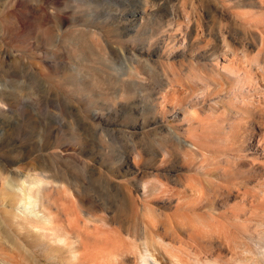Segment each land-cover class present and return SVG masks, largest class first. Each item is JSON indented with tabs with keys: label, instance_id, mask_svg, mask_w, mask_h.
Listing matches in <instances>:
<instances>
[{
	"label": "rangeland",
	"instance_id": "obj_1",
	"mask_svg": "<svg viewBox=\"0 0 264 264\" xmlns=\"http://www.w3.org/2000/svg\"><path fill=\"white\" fill-rule=\"evenodd\" d=\"M5 163L17 169L7 176L15 188L41 177L44 204L94 240L113 238L112 251L123 235L162 256L201 250L224 264L256 262L264 0H0ZM0 229L25 239L2 212Z\"/></svg>",
	"mask_w": 264,
	"mask_h": 264
},
{
	"label": "bare ground",
	"instance_id": "obj_2",
	"mask_svg": "<svg viewBox=\"0 0 264 264\" xmlns=\"http://www.w3.org/2000/svg\"><path fill=\"white\" fill-rule=\"evenodd\" d=\"M14 160H15V158H11L8 160V162L12 163V162H14ZM1 165L2 166L0 167V178L4 181V185L7 187L6 189L4 188L5 191L6 190H8V191L5 192L4 189H3L4 192L2 190H1L2 192L0 191V212H2V214L5 216L7 221L12 222V223L14 222V224L15 223L17 224V228L19 229V234H21V235L24 234L25 239H23V241H20L21 240L20 239L19 240L20 242L17 241V239L16 240L10 239V238L6 237L5 235H3V233L1 232V229H0V264H61V260H59L60 259L59 254L63 253V252H65V254H67V257L74 264H129L128 261H130L131 258L135 259L137 264H224L225 263L224 261L221 260V259H223V257L220 258L221 253H219L218 251H216V252H218L219 254L215 253L216 255L213 252H212V254H214V255H212L210 253L209 254L206 253L209 251V249H208L209 243L207 244L208 241L207 242L205 241L206 242V243H204L205 245L200 246L201 248L203 246V249H206V252H204V253L207 255H205L203 257L201 255V253H199L201 250L199 252H198V250H197V252L196 251L192 252L189 250L191 253H186L187 250L186 251L182 250L186 246L184 248L181 247V250L184 251V253H183L184 255L183 254L181 255L180 252H179L180 254L178 252H177V254H175V252H173V250H174L173 249L171 251H168L169 253L167 252L166 253L167 255L162 256V255H160V253L158 251L154 252L153 250H151L150 248L152 246L149 248L146 245L141 246V245L136 244L134 241V238H132L131 236L127 237L126 241L123 240L122 239L123 235L121 236V238H116V236H113L115 239H117V243L113 246L115 250L112 251L109 249V247L112 246V244H113L114 239L112 237H111L112 239H109L110 236H108L109 238H107L106 236H105V238L104 237L101 238L100 236H99L100 237L99 238L98 236H96V237H94V238H96L94 240V239L88 237L87 235H85L88 232V230H86L87 229L86 226H80L79 223L76 221V219L68 218L66 220V222L62 221L58 217L59 210L57 208H55V209H57V211L53 212L51 209V204H48L49 202L47 204H44V198L48 197L49 195L48 194H47V196L43 195L41 193V191L37 187H35V185L44 181L43 179H41V177H40V179H38L36 181L32 180V182H30V189L26 188L25 185H23L22 187L17 186V188H15L14 184L10 181V178H8L7 176H9L14 171H17V169L15 167L9 166V164H7V163L1 164ZM47 178L48 177H46L45 179H47ZM147 181H149V180H147ZM49 182H52V181H49ZM143 182H145V181H143ZM145 183H147V182H145ZM159 183L160 182H158L157 184H159ZM55 184H60V186L63 187V183L61 181H55ZM148 184H149V182H148ZM155 184H156V182H155ZM147 186L148 185H146V184H142V186H141V190L143 192V195H145V196L150 191V190H148V188H151V187L147 188ZM160 186H161V184H160ZM34 187L36 189H34ZM153 188H154V186H153ZM161 188L162 189H160V187L159 188L157 187L156 189L153 190V192L155 190H158V189H159V191L163 190V188L166 189V187H164L163 185L161 186ZM186 188H188V187H186ZM165 189H164V191L166 193ZM167 190H169V189H167ZM151 191H152V188H151ZM164 191H163V194L165 195ZM178 191L179 190H177L176 192H178ZM191 191H193V193L197 197H199V200L202 199V194H203V192H205V190H203V188L200 186L192 187ZM169 192L170 191H168V193ZM172 192L175 193V191H173V190H172ZM172 192H170V194L173 197L175 195H172ZM180 193L181 192L179 191L178 194H180ZM184 193L187 194L186 191L183 192L182 194H184ZM150 194H151V192H150ZM261 194H263L262 198L264 200V190ZM166 195H169V194L166 193ZM166 195H165V197H166ZM187 196H190V194H188ZM262 203H264V202H262ZM262 207H263L261 209L262 213H260L261 211L258 212L260 214H258L256 212L255 213L260 215L261 224L264 225V204H262ZM237 215H239V214H237ZM170 216H171V214H170ZM85 217H87V216H85ZM122 223H124V222H122ZM146 223H147V221H146ZM84 224H86V223H84ZM94 227L97 228L96 225ZM155 228H156V224L153 223L151 229L155 230V232L158 233L159 232L158 229H155ZM117 230H119V229H117ZM112 231L113 230H111L110 232H112ZM30 234L35 235L33 237V239L31 237V239H32L31 242H30ZM189 234H191V233L189 232ZM197 234H199V233H197ZM263 234H264V231H263ZM157 237H158V240L163 243L162 245H164V246L167 245L166 247L171 248V246H172L171 242H166V241L164 242L161 239L160 235ZM201 238L204 239L202 237V235H201ZM145 241H143V242H145ZM261 242H263V244L260 245V251H259L258 259L256 260V262H252V264H264V240ZM181 245H182V243H181ZM191 246H193V245L191 244ZM30 247L35 248L36 251H31L32 249L30 250ZM158 247H159V245H158ZM178 247H180V246H178ZM107 248H108V251H106ZM169 248H167V249H169ZM153 249H155V248H153ZM158 249H160V248H158ZM189 249H191V248H189ZM165 252L166 251L164 249V253ZM204 253H202V254H204ZM63 257H65V255ZM237 257L239 258V256H237ZM234 258H235V256H234ZM244 259H240V258L237 259L239 262L238 264H243L240 261H243ZM255 259H256V257H255ZM46 261H47V263H46Z\"/></svg>",
	"mask_w": 264,
	"mask_h": 264
}]
</instances>
